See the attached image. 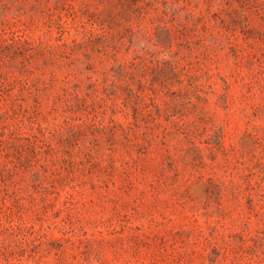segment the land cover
Here are the masks:
<instances>
[{
  "label": "rangeland",
  "instance_id": "1",
  "mask_svg": "<svg viewBox=\"0 0 264 264\" xmlns=\"http://www.w3.org/2000/svg\"><path fill=\"white\" fill-rule=\"evenodd\" d=\"M0 264H264V0H0Z\"/></svg>",
  "mask_w": 264,
  "mask_h": 264
}]
</instances>
